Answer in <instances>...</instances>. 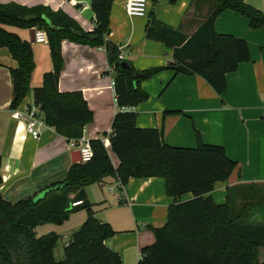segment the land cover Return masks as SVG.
Here are the masks:
<instances>
[{"label": "trees", "instance_id": "trees-1", "mask_svg": "<svg viewBox=\"0 0 264 264\" xmlns=\"http://www.w3.org/2000/svg\"><path fill=\"white\" fill-rule=\"evenodd\" d=\"M113 1L91 0L95 25L91 32L83 31L62 10L13 2L0 5V48H6L17 64L9 71L10 109L18 108L30 91L35 64L31 44L3 27L43 31L52 71L43 74L41 85L33 89V105L39 108L45 125L68 141L83 137L93 114L80 92L58 90L64 67L61 43L105 50L114 75L117 108L111 124L110 153L119 162L115 168L103 142L90 140L91 160L72 164L66 177L47 187L41 198L10 203L0 193V264H122L119 255L104 244L115 231L95 217L84 191L108 177L117 179L121 186L130 178H161L167 197L188 193L193 196L192 200L168 207L165 225L152 229L154 243L140 251L137 264H262L259 253L264 248V223L248 220L249 206L236 208L229 198L225 204L216 205L204 198L215 183L228 180L237 167L224 149L204 144L198 136L195 149L170 147L164 143L161 128L136 127V113L127 109L148 100L140 83L163 69L197 75L217 94L225 92L226 75L249 61L248 48L243 40L218 35L215 19L224 11H232L246 18L251 29L264 31V13L242 0H192L196 7L207 6L209 12L188 39L152 17L146 24L145 37L172 50V60L165 68L138 71L130 62L118 58L119 46L108 40ZM150 2L155 5L158 0ZM170 114L177 113H164ZM1 184L0 176V187ZM76 202L81 204L72 206ZM79 211L85 212L86 219L63 246L62 258L56 260L53 250L59 236L50 232L37 237L35 229L46 224L61 226Z\"/></svg>", "mask_w": 264, "mask_h": 264}, {"label": "crops", "instance_id": "crops-1", "mask_svg": "<svg viewBox=\"0 0 264 264\" xmlns=\"http://www.w3.org/2000/svg\"><path fill=\"white\" fill-rule=\"evenodd\" d=\"M125 1H113L108 40L119 46L123 60L138 71L165 68L172 60V50L146 39L145 27L150 18L178 30L188 39L209 12L207 6L196 7L192 0H158L155 5L148 0L145 17H128ZM242 1L264 13V0ZM11 2L62 10L85 32L95 27L91 0H0V5ZM3 28L24 41L30 40L31 30ZM214 30L218 35L243 40L248 48L249 61L240 63L235 72L226 75V91L219 95L197 75L163 69L140 83L148 100L133 109L136 127L161 128L164 143L174 148L195 149L196 136L204 144L223 148L237 167L228 180L215 183L212 192L204 198H210L216 205L225 204L229 198L236 208L249 206L248 220L264 223V31L251 29L246 18L232 11L216 17ZM30 44L35 67L30 91L18 109L33 105V89L41 85L43 74L52 71L47 44ZM61 55L64 67L58 78V90L82 94L93 114L82 138L87 142L100 139L117 168L119 162L110 153L109 144L117 111L114 75L105 50L63 41ZM16 67L8 50L0 48V193L10 203L29 197L41 198L47 187L66 177L73 164L68 140L57 135L53 128H40V137L34 140L26 132L25 124L13 119L9 71ZM167 112L177 114L164 115ZM84 191L95 217L115 231L104 244L119 255L122 264L138 263L140 251L154 243L152 229L165 225L171 204L193 199L190 193L178 198L167 197L161 178H130L121 186L117 179L108 177L85 187ZM85 219L86 214L77 220L83 223ZM48 226L55 227L39 226L35 229L36 236L54 232L60 239L54 230H41ZM62 256L63 249L55 259L60 260ZM259 262L264 264V248L260 249Z\"/></svg>", "mask_w": 264, "mask_h": 264}, {"label": "built area", "instance_id": "built-area-1", "mask_svg": "<svg viewBox=\"0 0 264 264\" xmlns=\"http://www.w3.org/2000/svg\"><path fill=\"white\" fill-rule=\"evenodd\" d=\"M148 0H126L124 3L125 13L128 17H145L147 14ZM34 43L47 44V37L43 31H36L34 33ZM120 60H123L121 50L119 48ZM113 85V81H112ZM133 109H127L130 111ZM12 117L14 120L21 121L25 124V129L28 135L38 140L40 137V128L45 127V123L42 119L40 110L37 106H25L23 109L12 110ZM67 149L71 152L78 151L81 158V163H86L92 158V151L87 141L83 138L75 141L69 140L67 143ZM81 202L73 203L72 206H78Z\"/></svg>", "mask_w": 264, "mask_h": 264}, {"label": "rangeland", "instance_id": "rangeland-1", "mask_svg": "<svg viewBox=\"0 0 264 264\" xmlns=\"http://www.w3.org/2000/svg\"><path fill=\"white\" fill-rule=\"evenodd\" d=\"M80 217H85V212L80 213L79 211L72 213L70 215V220L68 222H65L61 227L48 226L44 229H41L42 231L48 232L54 230L60 234L57 250H55L56 258H58V253L62 251L63 246L71 240L73 233L76 232L82 225V222H80V220H77Z\"/></svg>", "mask_w": 264, "mask_h": 264}, {"label": "water", "instance_id": "water-1", "mask_svg": "<svg viewBox=\"0 0 264 264\" xmlns=\"http://www.w3.org/2000/svg\"><path fill=\"white\" fill-rule=\"evenodd\" d=\"M30 43H34V31L31 30L30 31V40H29ZM121 66L123 67H126V63H122ZM71 160H72V163H81V158H80V154L78 151H74L72 152V155H71Z\"/></svg>", "mask_w": 264, "mask_h": 264}]
</instances>
